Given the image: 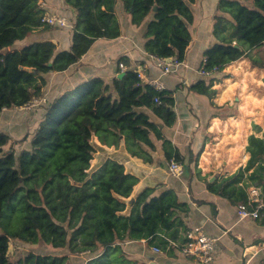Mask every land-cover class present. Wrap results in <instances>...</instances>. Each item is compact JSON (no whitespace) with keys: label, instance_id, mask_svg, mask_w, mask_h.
<instances>
[{"label":"trees","instance_id":"1","mask_svg":"<svg viewBox=\"0 0 264 264\" xmlns=\"http://www.w3.org/2000/svg\"><path fill=\"white\" fill-rule=\"evenodd\" d=\"M64 1L76 15L70 21L72 45L59 51L52 41L15 48L35 30L53 27L42 22L39 0H0V111L29 104L47 84L48 74L79 62L96 40L119 38L118 1L137 27L152 17L144 31L147 54L183 61L192 41L191 5L197 0ZM214 20L217 43L204 51L205 70H221L264 45V0H219ZM119 62L129 64L126 57ZM119 72L110 83L95 77L47 102L30 151L19 155L14 149L4 151L11 137L0 132V225L11 211L23 213L19 230L0 233V264H71L72 256L87 253L94 255L87 264H140L125 252L126 241L145 239L169 255L175 253L170 241H186L182 234L188 230L184 216L189 205L177 191L155 195L156 189L146 188L133 199L139 179L118 161L107 159L91 172L93 137L107 147H119L124 141L129 154L151 162L142 144L154 148L151 134L167 142L163 126L170 128L176 122L173 91L157 90L130 68ZM191 90L210 98L216 94L213 84L204 80ZM142 108L151 110L161 123ZM254 127L261 132L258 125ZM246 152L244 166L218 182H207V188L237 207L251 208L249 189L264 192V132L248 137ZM166 156L181 160L177 149ZM11 239L32 245L43 242L69 253L24 252L13 262Z\"/></svg>","mask_w":264,"mask_h":264},{"label":"crops","instance_id":"2","mask_svg":"<svg viewBox=\"0 0 264 264\" xmlns=\"http://www.w3.org/2000/svg\"><path fill=\"white\" fill-rule=\"evenodd\" d=\"M218 2L197 0L191 5L194 14V22L190 25L192 41L183 60L184 65L175 73L162 74L144 49V31L152 17L137 27L131 23L130 15L125 13L118 1L116 12L121 36L96 40L79 62L63 72L48 74L47 84L33 99L46 97V103L53 101L65 91L95 77L110 83L119 76V70L125 71L119 66L122 57L129 60V68L135 63H142L150 78L158 79L166 90L174 93L177 118L172 127L163 126V136L167 142L157 139L154 134L150 135L154 148L142 144L152 159L148 162L129 154L124 141L119 147H107L93 137L96 153L91 172L98 170L107 159L118 161L127 173L139 179L132 194L133 199L146 188L156 189L155 195L168 189L177 191L179 199L189 205V212L184 216L187 229L200 228L205 234L219 239L211 264H264V213L258 219H240L237 206L207 188L208 177L214 170L223 167L220 181L244 166L249 158L246 152L248 137L251 134L262 136L264 132V67L260 66L264 63V45L249 50L246 57L212 75L201 73L204 51L217 43L213 32ZM39 3L45 5L44 14L65 17L68 26H51L53 29L50 31L35 30L25 40L17 42L15 48L35 41H52L59 51L70 49V21L75 17V11L64 0H39ZM201 80L213 84L216 94L212 98L191 90V86ZM45 104L33 105L29 107L31 109L24 106L0 111V132L11 137L4 148L14 149L17 155L23 150L32 149L35 131L45 115ZM141 111L148 113L153 121L161 123L151 110L142 108ZM255 125L261 128V132L255 131ZM29 130L33 134L24 142L23 134ZM172 148L178 150L181 156L179 162L184 167V174L180 178L169 173L170 160L166 154ZM252 189H249V193ZM261 192L264 197V192ZM130 210L129 205L125 213H130ZM123 248L129 258L140 264H202L177 252L172 255L165 252L155 254L153 246L145 239L126 241ZM52 249L56 252L61 250ZM62 252L65 253L64 250ZM79 257L85 260L84 264L90 259H87V255Z\"/></svg>","mask_w":264,"mask_h":264},{"label":"built area","instance_id":"3","mask_svg":"<svg viewBox=\"0 0 264 264\" xmlns=\"http://www.w3.org/2000/svg\"><path fill=\"white\" fill-rule=\"evenodd\" d=\"M39 5L42 9L45 6L43 3H39ZM42 22L46 25L59 28H65L68 26V21L65 17L52 13H45L43 15ZM149 59L155 63L162 74L175 73L182 65H184V62L179 57H158L149 55ZM119 66L124 70L129 69V66L124 63H120ZM130 69L137 73L138 77L144 83L153 86L159 91H163L165 89L164 85L158 79L150 78V76L146 73L145 66L142 63H135L132 67H130ZM216 71H218L217 68L213 71H207L204 69V65L201 69V73L206 76L212 75ZM33 100L32 103L30 102V104H27L26 106L30 107L33 105ZM155 102H159L158 97L155 98ZM169 173L173 177L180 178L184 174V167L179 161L171 159L169 162ZM249 194L250 204L252 207L249 208L246 205H240L238 207L240 219H258L264 213V197L262 196L261 190L253 188L250 190ZM184 237L186 239L184 243L170 241L168 245L169 248H173L175 252L183 257L193 258L202 264H211L214 261L219 241L217 237L205 234L200 228H193L186 231ZM153 252L155 254H161L162 250L159 247H153Z\"/></svg>","mask_w":264,"mask_h":264},{"label":"rangeland","instance_id":"4","mask_svg":"<svg viewBox=\"0 0 264 264\" xmlns=\"http://www.w3.org/2000/svg\"><path fill=\"white\" fill-rule=\"evenodd\" d=\"M46 97H40L39 99H35L33 100V105L34 106H38V105H43L46 102ZM36 101H41L40 103L38 102L36 104ZM33 105H31L30 107H34ZM16 109V108H15ZM27 109H31V108H27ZM33 133H31V131L29 130L28 132L23 134V141L25 142V140L31 136ZM23 142V143H24ZM10 148H4V151H8ZM24 151V150H23ZM22 151V152H23ZM22 220H23V213L21 210H16V211H11L9 215L5 216L2 219V226L0 225V233H3L7 230L10 231H16L19 230L21 228L22 225ZM58 252H56L55 250L52 249L51 246L44 244L43 242H40L38 244H26L23 243L19 240H15V239H11L10 240V246H9V254H10V259L11 261H16L17 258L19 257V255L21 253L24 252H35V253H40V254H51V255H65L66 253L68 254L69 251L66 249H64V254L61 250H57ZM87 255V259L94 256L93 254H86ZM79 256H85V255H75L73 256V261L71 264H84V261L82 258H80Z\"/></svg>","mask_w":264,"mask_h":264},{"label":"water","instance_id":"5","mask_svg":"<svg viewBox=\"0 0 264 264\" xmlns=\"http://www.w3.org/2000/svg\"><path fill=\"white\" fill-rule=\"evenodd\" d=\"M222 171H223V167L214 170L211 173V175H209V177H208L209 183H215V182H217L220 179L221 175H222Z\"/></svg>","mask_w":264,"mask_h":264}]
</instances>
